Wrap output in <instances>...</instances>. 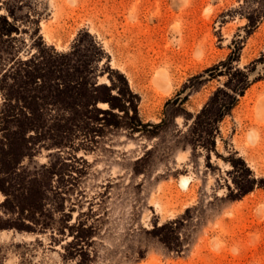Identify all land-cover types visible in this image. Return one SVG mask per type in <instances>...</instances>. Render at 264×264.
<instances>
[{"label":"rangeland","instance_id":"rangeland-1","mask_svg":"<svg viewBox=\"0 0 264 264\" xmlns=\"http://www.w3.org/2000/svg\"><path fill=\"white\" fill-rule=\"evenodd\" d=\"M3 19L0 264H264V0H0ZM230 57L249 86L208 126ZM109 96L127 113L95 112Z\"/></svg>","mask_w":264,"mask_h":264},{"label":"trees","instance_id":"trees-1","mask_svg":"<svg viewBox=\"0 0 264 264\" xmlns=\"http://www.w3.org/2000/svg\"><path fill=\"white\" fill-rule=\"evenodd\" d=\"M248 26L246 28L250 29L253 27L254 22L250 18H247ZM2 22L6 25V28L3 26L0 27V35L1 36H11L13 32H16V28L11 26L6 20H2ZM238 58H228V60L224 63H221L218 67L211 68L206 71V73L210 74V78L212 77H221L226 76L227 81L224 83L223 88L217 89L211 98L209 99L208 103L203 106L199 114H197L196 120H199L201 116L204 114H209V117H206L207 125L210 124L216 125L220 122L224 116L228 115L231 110L235 107L237 103V98L242 97L245 90L249 86L247 72H243L236 67H233V62H237ZM248 69V68H245ZM111 81V80H110ZM126 83V82H125ZM79 86V84H77ZM120 95H118L119 97ZM81 97V96H80ZM118 97L109 96V98L102 99V105H108V109L106 110H99L95 109V112L98 114H105L114 117V111L121 112L126 114V106L125 104L117 105L114 104V101L118 100ZM79 106V104H78ZM80 106H83L80 102ZM79 106V107H80ZM90 107V104L87 105V108ZM133 113L136 114V110H133ZM136 125L132 124L131 130H135V132H140L139 128H145L147 125L141 124L139 121L136 122ZM209 123V124H208ZM195 125V124H194ZM240 165L242 168L248 172L245 164L241 161ZM250 173V172H249ZM242 189V190H241ZM240 191L243 193L248 191V188L240 187Z\"/></svg>","mask_w":264,"mask_h":264},{"label":"bare ground","instance_id":"bare-ground-1","mask_svg":"<svg viewBox=\"0 0 264 264\" xmlns=\"http://www.w3.org/2000/svg\"><path fill=\"white\" fill-rule=\"evenodd\" d=\"M158 76V75H157ZM160 76V75H159ZM162 76V75H161ZM164 77H165V75H164ZM159 78V77H158ZM158 81V80H157ZM155 88H157V86H155ZM161 88H162V90H163V92L164 93H169V87H168V85H163V86H161ZM162 92V91H161ZM167 95V94H166ZM100 106H105V105H102V104H100ZM159 189V188H158Z\"/></svg>","mask_w":264,"mask_h":264}]
</instances>
